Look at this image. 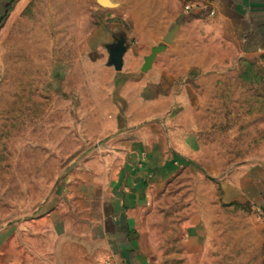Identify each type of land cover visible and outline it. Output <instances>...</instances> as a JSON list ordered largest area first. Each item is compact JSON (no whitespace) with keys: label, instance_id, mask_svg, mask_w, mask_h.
<instances>
[{"label":"rangeland","instance_id":"1","mask_svg":"<svg viewBox=\"0 0 264 264\" xmlns=\"http://www.w3.org/2000/svg\"><path fill=\"white\" fill-rule=\"evenodd\" d=\"M200 18L214 20L212 13ZM32 19L26 12L0 29V264H96L104 245L90 241L77 193L84 192L82 163L104 141L93 123L105 96L96 83L101 64L66 55L56 44L55 62L68 68L51 75L47 54L33 57L31 49L46 51L44 42L62 38L64 28L33 27ZM187 30L192 47L223 53L227 35L219 23ZM228 50L231 65L216 58V82L203 77L199 92L209 104L201 109L208 119L204 159L222 173L242 161L264 163V54L240 55L233 38ZM211 175L187 165L152 192L136 222L150 264H264V218L250 204L226 203ZM63 187L67 193L60 194ZM56 207L63 234L51 217Z\"/></svg>","mask_w":264,"mask_h":264},{"label":"crops","instance_id":"2","mask_svg":"<svg viewBox=\"0 0 264 264\" xmlns=\"http://www.w3.org/2000/svg\"><path fill=\"white\" fill-rule=\"evenodd\" d=\"M26 12L32 13L33 27L64 28L62 38L49 36L44 42L46 51L31 49L33 57L47 54L51 75L68 68L57 66L56 44L63 45L59 51L66 55L74 51L76 59L101 64L96 83L105 96L102 104L97 102L93 123L104 141L87 154L80 185L84 192L74 193L83 195L80 219L90 241L104 245L96 264H150L137 241L138 214L152 192L187 165L213 172L226 203L250 204L264 218L263 162L242 161L222 173L204 159L202 132L208 119L201 109L209 104L199 93L203 77L216 82V58L231 65L232 38L240 55L264 54V0H0V29ZM96 13L109 23L97 20ZM203 13H212L214 20L201 19ZM217 23L226 30L223 53L191 46L195 40L188 35L189 26ZM175 26V49L167 47L143 73L145 59ZM88 27L94 28L88 32ZM125 27L131 29L128 35L120 32ZM119 39L127 46L120 72L108 66L107 51ZM62 193H67L64 187ZM51 217L60 221L57 233H65L59 207Z\"/></svg>","mask_w":264,"mask_h":264},{"label":"water","instance_id":"3","mask_svg":"<svg viewBox=\"0 0 264 264\" xmlns=\"http://www.w3.org/2000/svg\"><path fill=\"white\" fill-rule=\"evenodd\" d=\"M178 26L173 27L163 39V43L154 47L150 55L145 59L142 72L147 73L153 66V63L160 53L164 52L169 45L174 42ZM109 54L108 66L113 67L116 71L120 72L123 68L124 55L127 52V46L124 40L119 39L115 43L107 47Z\"/></svg>","mask_w":264,"mask_h":264},{"label":"trees","instance_id":"4","mask_svg":"<svg viewBox=\"0 0 264 264\" xmlns=\"http://www.w3.org/2000/svg\"><path fill=\"white\" fill-rule=\"evenodd\" d=\"M10 13V11H8V14Z\"/></svg>","mask_w":264,"mask_h":264}]
</instances>
